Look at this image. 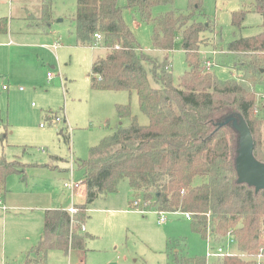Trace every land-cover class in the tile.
I'll list each match as a JSON object with an SVG mask.
<instances>
[{"label":"trees","instance_id":"trees-1","mask_svg":"<svg viewBox=\"0 0 264 264\" xmlns=\"http://www.w3.org/2000/svg\"><path fill=\"white\" fill-rule=\"evenodd\" d=\"M249 1L247 10L234 14V26L241 27L247 13H258L263 17L262 31L229 44L228 51L235 54L236 78L222 81L206 68L200 53L203 35L212 30L201 21L202 0H189L186 12L173 9L158 16L152 9L172 5L174 0H128V7L138 9L141 21L152 27L155 50L167 56L182 40L189 70L175 85L168 58L160 60L142 50L118 0H77L78 44L96 46L99 34L108 50L92 67V89L136 93L150 123L141 126L129 105L116 106L118 117L129 118L131 124L117 125L81 162L85 203L77 206L73 216L63 208L46 210L41 238L24 264H46L53 250L65 255L86 250L89 236L83 226L90 206L116 193L124 180L133 192L132 209L190 214L193 231L203 238L211 235L217 244L231 233L239 254L219 258L215 264H257L254 258L264 249V190L257 192L239 182L241 134L233 122L224 124L230 118L244 119L254 139V156L264 163V120L255 113L256 90L264 86V0ZM52 8V0H42L36 25L45 31L51 28ZM8 29L9 19L0 18V34ZM150 74L159 88L152 86ZM60 134L70 140L64 130ZM24 172L20 160L0 158V195L11 175ZM176 264L208 262L183 258Z\"/></svg>","mask_w":264,"mask_h":264},{"label":"rangeland","instance_id":"rangeland-1","mask_svg":"<svg viewBox=\"0 0 264 264\" xmlns=\"http://www.w3.org/2000/svg\"><path fill=\"white\" fill-rule=\"evenodd\" d=\"M41 2L0 0V18L9 19L8 32L0 34V158L17 159L25 166L23 175L8 178L0 195V264L25 263L43 232L44 209L69 210L85 202L81 162L117 125L131 124L129 118L118 117V104L129 105L141 126L150 123L136 93L92 89V67L108 50L103 40L93 47L78 44L77 0H52L48 31L36 25ZM118 4L142 50L164 59L166 54L153 48L152 27L141 21L138 9L129 8L128 0H118ZM249 5V0H202L201 21L212 30L203 35L200 53L205 61L217 64L207 69L222 81L236 78L235 54L228 51L229 44L262 31L263 17L258 13H247L242 26H234V14ZM188 8L189 0H174L172 5L154 7L152 12L158 16ZM213 51L215 56L208 54ZM166 57L178 85L189 70L181 39ZM149 77L152 86L159 88L151 74ZM260 92L264 86L256 90V102ZM256 114L264 120L263 108ZM56 117L62 121L57 123ZM62 130L69 141L60 134ZM64 166L68 172H59ZM71 179L82 182L74 195L63 189V183ZM132 195L128 180H124L116 193L96 200L84 225L89 236L86 250H71L68 255L50 251L46 264H176L177 259H206L209 247H227V238L217 244L194 232L183 213L166 214L167 221L160 224V213L153 208L132 209ZM231 251L238 250L233 245ZM217 262L212 259L208 264Z\"/></svg>","mask_w":264,"mask_h":264},{"label":"water","instance_id":"water-1","mask_svg":"<svg viewBox=\"0 0 264 264\" xmlns=\"http://www.w3.org/2000/svg\"><path fill=\"white\" fill-rule=\"evenodd\" d=\"M233 122L240 132V149L237 158L239 182L254 187L257 192L264 190V163L254 156V139L244 119L230 118L224 124Z\"/></svg>","mask_w":264,"mask_h":264},{"label":"built area","instance_id":"built-area-1","mask_svg":"<svg viewBox=\"0 0 264 264\" xmlns=\"http://www.w3.org/2000/svg\"><path fill=\"white\" fill-rule=\"evenodd\" d=\"M96 40L100 41L102 40V36L101 35H96L95 36ZM217 52H213L212 55H216ZM213 56V57H214ZM217 65L216 63L211 62L210 60L206 61V68L211 69L212 66ZM49 77H51V74L49 75ZM262 108L264 109V92H260L257 94V102L255 105V111L256 113L260 112V109L262 110ZM55 121L57 123L61 122L62 119L60 117H56ZM73 158H71L72 160ZM69 172L71 174V177L73 178L74 176V169L72 166V161H71V167L69 169ZM82 182H75L73 181V179L66 181L64 183V188L67 190H70L72 192V194H74L77 190H79L81 188ZM1 202V201H0ZM137 204V203H136ZM69 213L73 216L78 212V208L76 207H72L69 210ZM167 213H160V218H159V223L163 224L167 221V217H166ZM185 216L187 217L188 220H192V216L190 214H185ZM83 231H85V227L83 226ZM228 239V243H227V247L225 248L222 245H217V247L211 248L209 247L206 253V260L207 262H209L212 259H219V258H223L225 256H235L237 254H239V252H232L231 251V246H235L237 247V242L235 240V238L233 237V235L230 233L227 236ZM207 240L209 242H213L216 243L215 240L212 238L211 235L207 236ZM242 257L246 258L245 255H242ZM254 260L257 262V264H264V249H261L259 254L254 258Z\"/></svg>","mask_w":264,"mask_h":264},{"label":"crops","instance_id":"crops-1","mask_svg":"<svg viewBox=\"0 0 264 264\" xmlns=\"http://www.w3.org/2000/svg\"><path fill=\"white\" fill-rule=\"evenodd\" d=\"M2 18V17H1ZM102 44V43H101ZM214 52V51H213ZM213 52H210V53H208V54H212ZM59 172H62V173H65V172H68V169H67V166H64L63 168H62V170H59ZM65 183V182H64ZM64 183H63V189H65L64 188ZM78 191V190H77ZM72 195H74V194H72ZM87 197V190H86V193H85V198ZM85 201H86V199H85ZM85 203V202H84ZM83 204V203H82ZM72 207H76L77 208V206L76 205H73ZM71 207V208H72ZM53 209H62V207L61 208H53ZM46 210H49V209H44V213H45V211ZM43 217H44V214H43ZM43 229H44V223H43ZM43 233V232H42ZM42 233H41V235H42ZM41 235H40V237L39 238H41ZM40 240V239H39ZM37 245V244H36ZM35 246V245H34ZM33 246V247H34ZM32 247V248H33Z\"/></svg>","mask_w":264,"mask_h":264}]
</instances>
